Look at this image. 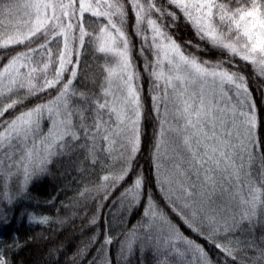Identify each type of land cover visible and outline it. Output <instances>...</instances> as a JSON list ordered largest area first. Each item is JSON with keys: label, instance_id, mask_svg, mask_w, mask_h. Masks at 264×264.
<instances>
[{"label": "snow or ice", "instance_id": "snow-or-ice-1", "mask_svg": "<svg viewBox=\"0 0 264 264\" xmlns=\"http://www.w3.org/2000/svg\"><path fill=\"white\" fill-rule=\"evenodd\" d=\"M135 57L149 78L151 180L163 204L137 164L144 89ZM250 76L264 80V0H0V225L17 213L51 223L32 189L55 163L83 157L101 172L78 193L97 208L85 211L95 231L73 264L97 244L107 255L88 264H112L113 245L123 264H264ZM105 208L123 227L113 232L105 219L101 243ZM7 247L0 264H14Z\"/></svg>", "mask_w": 264, "mask_h": 264}, {"label": "trees", "instance_id": "trees-1", "mask_svg": "<svg viewBox=\"0 0 264 264\" xmlns=\"http://www.w3.org/2000/svg\"><path fill=\"white\" fill-rule=\"evenodd\" d=\"M133 39L138 47L139 40L134 37ZM85 55L91 61L92 58L87 56V54ZM135 60L138 70L143 76L144 89L143 135L141 151L137 156V164L143 168L145 176L149 179L153 195L158 202L163 204V197L157 190L155 182L151 180L153 175V133L156 121L151 111L149 78L143 70V61L139 57H135ZM93 67L99 73L100 68L95 64ZM248 83L257 108V138L260 142V152H264V80L250 76ZM89 86L91 87V84ZM260 152L257 153V157H259ZM256 163L258 166L259 159H257ZM100 172L101 169L99 167L95 169L89 167L83 161V157L79 159L65 157L63 161H59L51 167L50 174L32 189L33 196H38L40 201V207L36 208L35 211L38 214L49 216L51 223L48 225L30 224L26 218H21L20 213H17L12 218L9 227L0 225V245L8 246L7 251L10 253L14 264H73L70 259L71 254L77 250L82 240L87 239L95 231L84 219L85 211L91 217L96 214L97 208L96 203L89 202L87 209H85L84 201L79 198L78 193L85 184L95 183ZM108 211L107 208L104 209V215L100 220L101 243L105 219L112 222L113 232H118L119 228L123 227L122 223H118L108 215ZM142 211V208H137L131 214L132 223L139 219ZM173 219L176 223L181 224L183 231L187 235L203 243L214 259L217 258L214 248L189 229L183 227L179 218L173 216ZM57 221H64V223L60 224ZM100 247V244L95 245L90 250L83 264H88V261L94 257H100V260L103 261L107 253L104 251L97 252L96 249ZM111 259L112 264H118L115 245L111 249ZM221 264H223V261H221Z\"/></svg>", "mask_w": 264, "mask_h": 264}, {"label": "rangeland", "instance_id": "rangeland-1", "mask_svg": "<svg viewBox=\"0 0 264 264\" xmlns=\"http://www.w3.org/2000/svg\"><path fill=\"white\" fill-rule=\"evenodd\" d=\"M145 259L147 260V264H152V258L150 256L145 257ZM117 260L119 261L118 255H117ZM119 264H123V262L119 261Z\"/></svg>", "mask_w": 264, "mask_h": 264}, {"label": "bare ground", "instance_id": "bare-ground-1", "mask_svg": "<svg viewBox=\"0 0 264 264\" xmlns=\"http://www.w3.org/2000/svg\"><path fill=\"white\" fill-rule=\"evenodd\" d=\"M87 230V229H86Z\"/></svg>", "mask_w": 264, "mask_h": 264}]
</instances>
